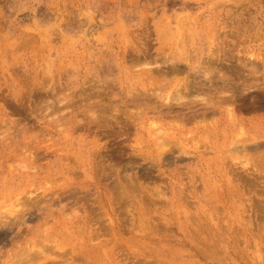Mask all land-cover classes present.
I'll return each instance as SVG.
<instances>
[{"label": "rangeland", "instance_id": "1", "mask_svg": "<svg viewBox=\"0 0 264 264\" xmlns=\"http://www.w3.org/2000/svg\"><path fill=\"white\" fill-rule=\"evenodd\" d=\"M0 264H264V0H0Z\"/></svg>", "mask_w": 264, "mask_h": 264}]
</instances>
